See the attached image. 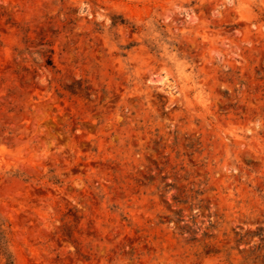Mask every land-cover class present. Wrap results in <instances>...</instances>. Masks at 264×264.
Listing matches in <instances>:
<instances>
[{
  "label": "rangeland",
  "instance_id": "1",
  "mask_svg": "<svg viewBox=\"0 0 264 264\" xmlns=\"http://www.w3.org/2000/svg\"><path fill=\"white\" fill-rule=\"evenodd\" d=\"M0 218L13 264L264 254V0H0Z\"/></svg>",
  "mask_w": 264,
  "mask_h": 264
},
{
  "label": "trees",
  "instance_id": "2",
  "mask_svg": "<svg viewBox=\"0 0 264 264\" xmlns=\"http://www.w3.org/2000/svg\"><path fill=\"white\" fill-rule=\"evenodd\" d=\"M4 221L0 218V253L5 259L4 264H13L11 255L7 249L6 238H5ZM243 261L246 264L258 263L264 264V254H255L253 251L247 252L243 256Z\"/></svg>",
  "mask_w": 264,
  "mask_h": 264
}]
</instances>
